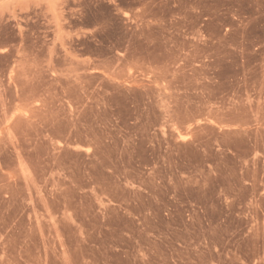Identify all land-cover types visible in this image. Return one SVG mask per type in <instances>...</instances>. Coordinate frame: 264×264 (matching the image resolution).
Returning <instances> with one entry per match:
<instances>
[{"label":"rangeland","instance_id":"374dc122","mask_svg":"<svg viewBox=\"0 0 264 264\" xmlns=\"http://www.w3.org/2000/svg\"><path fill=\"white\" fill-rule=\"evenodd\" d=\"M0 264H264V0H0Z\"/></svg>","mask_w":264,"mask_h":264}]
</instances>
